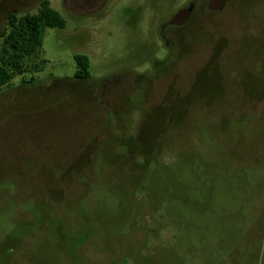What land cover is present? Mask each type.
<instances>
[{"label": "rangeland", "instance_id": "374dc122", "mask_svg": "<svg viewBox=\"0 0 264 264\" xmlns=\"http://www.w3.org/2000/svg\"><path fill=\"white\" fill-rule=\"evenodd\" d=\"M182 1L49 0L43 69L0 89V264H264V0L198 7L178 61Z\"/></svg>", "mask_w": 264, "mask_h": 264}, {"label": "trees", "instance_id": "16d2710c", "mask_svg": "<svg viewBox=\"0 0 264 264\" xmlns=\"http://www.w3.org/2000/svg\"><path fill=\"white\" fill-rule=\"evenodd\" d=\"M65 19L51 7L49 0H41L35 13L17 15L10 13L7 18V31L0 34V89L24 73L39 72L43 69L45 59L26 65L24 60L39 50L47 28H63ZM75 72L73 79H90L89 58L85 54H75ZM206 74V71H202ZM203 74L199 78L203 81ZM33 76H31V80ZM198 80V79H197ZM255 92V91H251Z\"/></svg>", "mask_w": 264, "mask_h": 264}, {"label": "flooded vegetation", "instance_id": "af4514ba", "mask_svg": "<svg viewBox=\"0 0 264 264\" xmlns=\"http://www.w3.org/2000/svg\"><path fill=\"white\" fill-rule=\"evenodd\" d=\"M86 1H92V0H86ZM107 1L108 0H105V2H107ZM226 2H227V0H222L221 1L220 8L214 9V10H210L208 8V6L212 3L211 0H184V1H182V5H184V6H182V7L180 6L181 8L188 7L189 5H192V10H191L189 16L187 17V19H185L179 25H176V24H168V20L171 17L170 16L169 18H167L166 22H164L162 24V26L160 27V35L162 37V42H163L164 46L167 49V53H166L167 59L172 56V54H173L174 51H176L175 50L176 46L178 47V46L181 45L180 41L184 37V35H185L186 31L189 29V27L192 24H195L196 23V19L194 20V13L196 12V10H197L198 7H200V10L202 12L208 13V14H212V13H214V12L222 9L224 7V5H225ZM180 7L177 10L181 9ZM183 32H185V33L182 36V33ZM174 46H175V48H174ZM179 48H180V52H177L178 53V58H177L178 61L183 57V54H184L183 53L184 52V49L182 48V45ZM181 50L183 52H181ZM144 75H145L144 73L143 74H140L139 75L140 76L139 79H141V78L142 79H147L148 78L147 76H144ZM83 81L84 80L77 79L75 81V83L78 82V83H82L83 84ZM147 81H150V78H148ZM108 82H109L108 80H103V81H101V84L106 88V85L108 84ZM110 83H112V81H110ZM88 88H89V86H88ZM88 90L90 91V89H88ZM84 91H85L84 96H87L89 98L90 93L88 91L86 92L85 89H84ZM140 96L143 97V94H140ZM107 110H108L107 113H110L112 115L116 114L117 111H118V109H115V108H109Z\"/></svg>", "mask_w": 264, "mask_h": 264}, {"label": "water", "instance_id": "95a60500", "mask_svg": "<svg viewBox=\"0 0 264 264\" xmlns=\"http://www.w3.org/2000/svg\"><path fill=\"white\" fill-rule=\"evenodd\" d=\"M212 3L208 6L210 10L218 9L221 6L222 0H211ZM192 10V5L177 10L168 20V24H181L189 16Z\"/></svg>", "mask_w": 264, "mask_h": 264}]
</instances>
